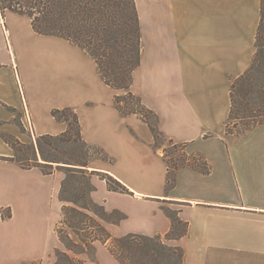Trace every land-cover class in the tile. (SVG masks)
Instances as JSON below:
<instances>
[{
	"label": "crops",
	"instance_id": "crops-1",
	"mask_svg": "<svg viewBox=\"0 0 264 264\" xmlns=\"http://www.w3.org/2000/svg\"><path fill=\"white\" fill-rule=\"evenodd\" d=\"M136 6L142 52L131 91L156 112L168 138L203 156L210 173L180 168L168 189L167 163L149 125L115 105L125 91L103 80L86 50L36 32L28 15L13 11L0 14V133L31 142L21 132L28 115L36 138L60 135L68 125L52 110L72 107L84 142L109 158L91 169L111 173L133 192L109 190L92 177V199L127 215L106 224L114 236H165L169 207L189 223L185 236L166 240L184 250V264H264V123L242 135L226 133L233 80L256 51L261 0H136ZM13 156L0 135V264L35 261L55 242L51 223L62 178L5 159ZM3 208L11 209L10 218ZM86 264L121 263L97 243Z\"/></svg>",
	"mask_w": 264,
	"mask_h": 264
},
{
	"label": "trees",
	"instance_id": "trees-1",
	"mask_svg": "<svg viewBox=\"0 0 264 264\" xmlns=\"http://www.w3.org/2000/svg\"><path fill=\"white\" fill-rule=\"evenodd\" d=\"M6 11L26 14L31 18L36 32L66 38L86 50L95 59L103 80L113 89L125 91L124 94L115 95V105L122 114H137L149 125L155 137V145L162 148L167 163L168 189L174 187L180 168L190 167L204 174L210 173L211 166L203 156L199 153L188 154L187 143L168 138L159 127L156 112L131 91L133 74L140 65L142 52L136 0H0V12L5 14ZM261 14L252 64L233 80L231 86L227 134L242 135L264 123V89L258 90V97H253L249 84L250 79L258 74L264 55V0H261ZM52 114L58 121L67 123L68 128L64 133L39 136L35 141L38 142L36 148L10 133L2 132V139L14 150V156L5 159L24 169L38 167L44 174L54 173L53 164L62 161L45 159V163L39 162L37 150H42L41 140L71 137L73 129L82 140L83 138L79 117L74 108H55ZM161 140H165L168 146L161 143ZM24 148L31 150L34 157L17 158ZM98 152L101 151L98 149ZM103 159L109 160L106 156ZM46 166L51 169L45 170ZM88 168L87 163H73L66 168V176L61 182L58 197L62 202V218L55 230L64 249L56 248L54 261L40 260L24 264H85L80 256L88 254L93 257L97 242L105 244L121 264L160 263L163 258L158 256V251L161 249L173 254L170 264H184V250L166 243V240L178 239L188 233L189 223L180 218L179 212L169 207L164 208L172 221V228L165 236L136 233L114 236L106 224H119L127 215L117 209L107 211L104 205L92 199L91 193L96 190L92 177L97 175L105 180L109 190L133 192L111 173ZM11 215L10 208L2 209L3 218H10Z\"/></svg>",
	"mask_w": 264,
	"mask_h": 264
},
{
	"label": "rangeland",
	"instance_id": "rangeland-1",
	"mask_svg": "<svg viewBox=\"0 0 264 264\" xmlns=\"http://www.w3.org/2000/svg\"><path fill=\"white\" fill-rule=\"evenodd\" d=\"M7 12V11H6ZM0 14L3 16L4 14L0 12ZM4 17V16H3ZM264 43V39H263ZM249 84L251 85V95L253 97H258V90L264 89V55L262 56V61H261V67L260 70L258 71V74L256 76L252 77L250 79ZM247 87V86H246ZM245 87V88H246ZM244 88V89H245ZM249 88V86H248ZM257 94L255 95V92ZM252 98V100H254ZM21 132L25 134L28 138V135L32 136V132L30 131L29 128H26L23 124L21 127ZM2 133V132H1ZM0 133V134H1ZM27 133V134H26ZM32 136V141L31 142H26L27 144H33L36 148L38 147V142H35L33 140ZM38 140V138H35ZM161 143H164L165 146L167 145V142L164 140H161ZM41 147L42 150L41 152L37 150V157L38 161L41 163H45V159L48 160H55V161H62L61 163L55 162L53 164L54 167V172L58 171L59 176L62 178L61 181L65 178L66 176V171L67 167H70L73 165V163H78V164H83L87 163L89 165V170H92L91 167H94V164L96 161H100V159H103L105 156L102 154V152H98L97 148L91 147L89 145H86L83 140L77 135V132L75 129L72 131L71 137H62L58 139H43L41 140ZM33 158V152L27 148L22 149L19 152V156L17 158ZM32 162V161H31ZM27 163V162H25ZM66 166V167H64ZM45 170L49 171L51 168L49 166L44 167ZM95 177H99L97 175H94ZM76 187H79L76 185ZM59 192L54 198V207L56 210V218L51 223V231H52V236L55 238L54 244L49 246V249L47 253L40 259L44 260L45 262L47 261H54L55 260V250L56 248L64 249L63 244L60 242L57 233H56V227L59 224L61 218H62V202L59 201ZM101 243V242H97ZM96 243V246H97ZM173 254H171L169 251H166L164 249H161L158 251V256L160 258H163V260L160 263H155V264H170L173 259ZM96 257V253L93 257H90L88 254H83L80 256V258H83L86 262L89 260H94ZM40 259H35V261H39ZM32 261V260H31ZM34 261V260H33Z\"/></svg>",
	"mask_w": 264,
	"mask_h": 264
},
{
	"label": "built area",
	"instance_id": "built-area-1",
	"mask_svg": "<svg viewBox=\"0 0 264 264\" xmlns=\"http://www.w3.org/2000/svg\"><path fill=\"white\" fill-rule=\"evenodd\" d=\"M27 113V112H26ZM27 119H28V126H27V128H29L30 129V131L32 132V136L34 135V131H33V127H32V124H31V121H30V119H29V117H28V115H27ZM33 140L34 141H36V137L35 136H33Z\"/></svg>",
	"mask_w": 264,
	"mask_h": 264
}]
</instances>
